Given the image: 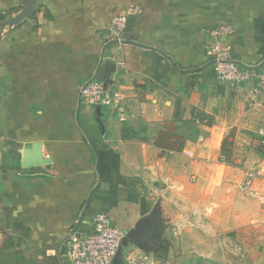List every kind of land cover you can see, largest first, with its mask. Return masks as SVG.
I'll return each instance as SVG.
<instances>
[{
	"label": "crops",
	"instance_id": "0c3cea01",
	"mask_svg": "<svg viewBox=\"0 0 264 264\" xmlns=\"http://www.w3.org/2000/svg\"><path fill=\"white\" fill-rule=\"evenodd\" d=\"M26 1L0 0V22ZM130 4L141 12L128 19L127 68L119 70L108 28ZM221 24L234 28L222 38L232 56L256 73L264 62V0H40L31 17L3 31L0 264H66L70 234L91 233L100 211L127 233L155 211L163 224L157 238H129L127 247L166 264H264V206L239 189L245 171L255 168L254 188L264 194V149L254 166V158L240 155L243 146L264 148V96L251 99L254 78L237 87L218 80L206 45ZM92 78L126 93L124 120L109 107L80 104L81 86ZM227 136L231 162L222 161ZM35 143L50 161L24 167L23 151ZM218 178L235 179L246 195L248 219L233 201L231 222L257 232L246 263L201 247L210 240L204 235L199 250L188 249L200 237L185 226L217 203L209 196Z\"/></svg>",
	"mask_w": 264,
	"mask_h": 264
},
{
	"label": "built area",
	"instance_id": "2783aa9c",
	"mask_svg": "<svg viewBox=\"0 0 264 264\" xmlns=\"http://www.w3.org/2000/svg\"><path fill=\"white\" fill-rule=\"evenodd\" d=\"M141 12L139 5L130 4L121 12L114 15L108 28V35L114 44L116 51L111 54V59L116 68L124 70L127 62L122 52L123 33L131 15ZM234 32L230 24H221L210 32V40L206 45V54L213 61L212 66L219 81L228 83L231 87H237L254 78V86L251 91V99L259 102L264 96V62L259 70L252 73L251 70L242 69L237 60L232 56V44L222 41V38ZM127 95L119 88H109L103 81L92 78L81 86L80 104L84 107H109L115 110L120 120L125 119V103ZM264 143V141H263ZM190 155V152H188ZM258 169L247 170L240 189L249 194L257 195L264 206V194H260L255 188V180L259 176ZM93 230L85 237L73 232L66 243V264H114L123 240L127 235L126 230L115 226L108 213L100 211L93 217ZM124 264H166L150 252L129 246L124 250Z\"/></svg>",
	"mask_w": 264,
	"mask_h": 264
},
{
	"label": "rangeland",
	"instance_id": "374dc122",
	"mask_svg": "<svg viewBox=\"0 0 264 264\" xmlns=\"http://www.w3.org/2000/svg\"><path fill=\"white\" fill-rule=\"evenodd\" d=\"M262 146V145H261ZM257 145H249L248 147L243 146L244 150L241 152L240 155H247L251 156L252 159L251 164L254 166V160L256 158L255 154L258 152H263V146L261 147ZM245 148H247V151H245ZM257 149V151H256ZM257 152V153H256ZM233 160V158H231ZM222 161H226L225 157H222ZM235 162V161H234ZM251 165V167H253ZM250 166V165H249ZM247 167V166H246ZM255 169V168H252ZM250 170V169H248ZM247 171H245L246 173ZM221 174H219V177H221ZM219 179V178H218ZM213 179L212 184L215 185V188L218 187V191H215V193L210 194L209 201H216L217 203H211L208 204L209 208L204 206L203 203L202 206V215L194 219L193 222L188 223L185 227L190 228L193 233L195 232L200 237V240L193 239L191 241V247H188V249L194 251L199 250L200 246L196 249V246L203 241V235L210 237L206 243H204L201 247L203 248H210L212 249H219L223 255H225V258L233 259L231 256L234 257V261H240V263H246L247 257L249 253H253L256 250L257 244L256 240V230L251 225L247 224H241L238 228H234V224L231 223L235 219L236 213V207L238 206L241 209V219L244 222L247 220V212L245 209L244 201L245 196L240 191V185L238 190V182L235 179L227 178V179ZM244 180V179H243ZM243 182V181H242ZM228 188H225V187ZM243 192V191H242ZM245 193V192H244ZM235 201L237 203V206L235 207L232 203ZM217 206L218 208L216 211H213V208ZM235 207V208H234ZM206 210V211H205ZM221 213L222 216L219 218L217 216V213ZM206 213H212L210 215H205ZM174 232V231H173ZM180 235V234H178ZM211 236L213 239L211 240ZM187 248L184 249V251L188 250ZM264 249V246L261 247L260 251ZM191 253H194V252ZM209 252H211L209 250ZM228 259L229 261H232ZM233 262V261H232ZM202 264H218L215 262V260L212 259H205V262ZM222 264H229L228 262L222 263Z\"/></svg>",
	"mask_w": 264,
	"mask_h": 264
},
{
	"label": "water",
	"instance_id": "95a60500",
	"mask_svg": "<svg viewBox=\"0 0 264 264\" xmlns=\"http://www.w3.org/2000/svg\"><path fill=\"white\" fill-rule=\"evenodd\" d=\"M39 1L40 0H27L23 9L16 16L7 19L6 21L0 22V37L7 27L11 28L13 26L19 25L24 20L31 17L35 13ZM212 62L213 61H211L210 64H212ZM97 108L99 109L100 107ZM47 161H50V159H45L43 157L40 143H35L31 148H27L23 151L24 167L40 165L46 163ZM162 230V221L161 219H156L155 211L143 216L127 233L126 237L123 240V244L121 245L117 255L115 256L114 264H124V250L125 247L129 245L127 239L131 238L138 243L143 241H152L157 238V235ZM155 231H157V233Z\"/></svg>",
	"mask_w": 264,
	"mask_h": 264
},
{
	"label": "trees",
	"instance_id": "16d2710c",
	"mask_svg": "<svg viewBox=\"0 0 264 264\" xmlns=\"http://www.w3.org/2000/svg\"><path fill=\"white\" fill-rule=\"evenodd\" d=\"M0 20H5V17L4 16H1L0 17ZM229 138H230V136L229 137L227 136L224 139V141H223L222 154H223V156L226 158V160L228 162H231L232 161L231 160V158H232L231 157V155H232V149H231V147H232V140H230Z\"/></svg>",
	"mask_w": 264,
	"mask_h": 264
}]
</instances>
